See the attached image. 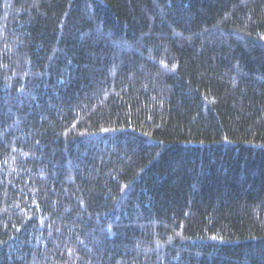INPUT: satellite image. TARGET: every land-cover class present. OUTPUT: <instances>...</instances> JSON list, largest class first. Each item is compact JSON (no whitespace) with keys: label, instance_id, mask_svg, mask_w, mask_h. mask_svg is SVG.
<instances>
[{"label":"trees","instance_id":"16d2710c","mask_svg":"<svg viewBox=\"0 0 264 264\" xmlns=\"http://www.w3.org/2000/svg\"><path fill=\"white\" fill-rule=\"evenodd\" d=\"M0 264H264V0H0Z\"/></svg>","mask_w":264,"mask_h":264}]
</instances>
